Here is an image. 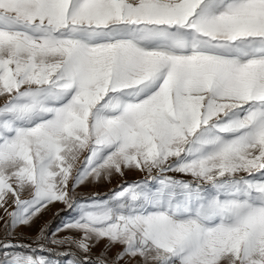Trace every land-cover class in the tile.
<instances>
[{
	"label": "snow or ice",
	"instance_id": "obj_1",
	"mask_svg": "<svg viewBox=\"0 0 264 264\" xmlns=\"http://www.w3.org/2000/svg\"><path fill=\"white\" fill-rule=\"evenodd\" d=\"M0 212V264H264V0H0Z\"/></svg>",
	"mask_w": 264,
	"mask_h": 264
},
{
	"label": "rangeland",
	"instance_id": "obj_2",
	"mask_svg": "<svg viewBox=\"0 0 264 264\" xmlns=\"http://www.w3.org/2000/svg\"><path fill=\"white\" fill-rule=\"evenodd\" d=\"M141 178V174L139 172H130V173H127L126 176L123 178V181H128V182H131L133 180H136V179H140ZM121 180V178L119 177H116L112 180L111 183L109 182H103V183H97V184H86V185H82L79 189H78V192L81 196H89L91 195L92 193L94 192H99L101 194H105V193H108L110 190H113V189H117V185L122 183L123 182ZM55 206H58L51 214V216L45 220L43 223L41 222L42 221V215L40 217V219L38 220L36 226L33 228V229H25V230H22L20 232V234L26 236V237H33L36 232L39 230V227L43 224H46L52 217L53 215L60 209H64L65 206L62 204V203H56L52 206H50V209L55 207ZM0 226H2V224H0ZM33 232V233H32ZM35 232V233H34ZM66 233L64 234H60V235H65ZM104 243L103 241H101L94 249H93V255H97L99 254L102 249L104 248ZM116 251L115 249L113 250V252Z\"/></svg>",
	"mask_w": 264,
	"mask_h": 264
},
{
	"label": "trees",
	"instance_id": "obj_3",
	"mask_svg": "<svg viewBox=\"0 0 264 264\" xmlns=\"http://www.w3.org/2000/svg\"><path fill=\"white\" fill-rule=\"evenodd\" d=\"M57 213H59L60 215L57 216ZM66 215H67V212L65 208L60 209L53 215V217L46 224L51 223L52 227L55 228L60 223V220L64 218ZM19 239H21L25 243L31 242V237H26L22 234H19Z\"/></svg>",
	"mask_w": 264,
	"mask_h": 264
},
{
	"label": "bare ground",
	"instance_id": "obj_4",
	"mask_svg": "<svg viewBox=\"0 0 264 264\" xmlns=\"http://www.w3.org/2000/svg\"><path fill=\"white\" fill-rule=\"evenodd\" d=\"M58 206H55V207H53V208H51L50 209V207H49V209L48 210H46L43 214H42V223L45 221V220H47L50 216H51V214H52V212L57 208ZM0 215H2V212H0ZM33 233V232H32ZM35 233V232H34ZM60 234H64L63 232L62 233H60ZM104 242V241H103Z\"/></svg>",
	"mask_w": 264,
	"mask_h": 264
}]
</instances>
